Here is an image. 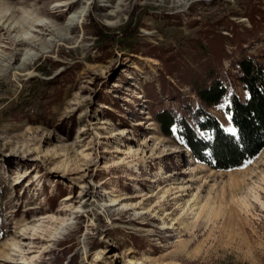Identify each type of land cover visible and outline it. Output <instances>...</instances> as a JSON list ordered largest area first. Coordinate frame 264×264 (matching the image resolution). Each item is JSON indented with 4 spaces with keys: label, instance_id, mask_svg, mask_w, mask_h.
<instances>
[{
    "label": "rangeland",
    "instance_id": "obj_1",
    "mask_svg": "<svg viewBox=\"0 0 264 264\" xmlns=\"http://www.w3.org/2000/svg\"><path fill=\"white\" fill-rule=\"evenodd\" d=\"M259 9L264 0H0V264H264V150L243 169L200 164L163 135L146 94L159 89L160 55L192 62L201 30L251 31ZM243 47L227 45L224 71L264 55V29ZM225 107L212 113L234 133Z\"/></svg>",
    "mask_w": 264,
    "mask_h": 264
},
{
    "label": "trees",
    "instance_id": "obj_2",
    "mask_svg": "<svg viewBox=\"0 0 264 264\" xmlns=\"http://www.w3.org/2000/svg\"><path fill=\"white\" fill-rule=\"evenodd\" d=\"M251 18L253 29L242 33L233 28L232 37L212 29L201 30L200 37L191 41L192 62L182 53L160 55L163 69L159 89L156 84L146 87L149 109L163 135L176 134L198 163L217 171L243 169L264 150V62L261 61L264 55L245 52L232 61V72L223 70V61L231 60L235 54L229 53L227 45L242 50L252 36L264 29L263 9L254 12ZM90 22L102 43L114 44L116 37L109 36L105 26L93 17ZM202 37L206 45L202 44ZM173 77L178 84L169 81ZM185 87H190L198 102L180 92L179 88ZM236 87L246 97L234 91ZM162 96H167L169 104H164ZM223 105L234 133L226 131L222 121L212 113ZM2 205L0 196V226Z\"/></svg>",
    "mask_w": 264,
    "mask_h": 264
},
{
    "label": "bare ground",
    "instance_id": "obj_3",
    "mask_svg": "<svg viewBox=\"0 0 264 264\" xmlns=\"http://www.w3.org/2000/svg\"><path fill=\"white\" fill-rule=\"evenodd\" d=\"M29 262L27 260H24L22 264H28Z\"/></svg>",
    "mask_w": 264,
    "mask_h": 264
}]
</instances>
